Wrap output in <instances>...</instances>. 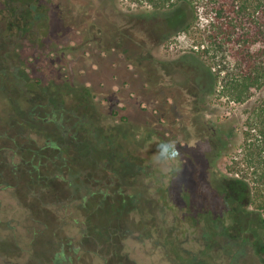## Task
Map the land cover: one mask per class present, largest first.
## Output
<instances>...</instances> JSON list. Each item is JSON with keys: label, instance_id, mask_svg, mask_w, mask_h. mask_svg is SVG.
Listing matches in <instances>:
<instances>
[{"label": "trees", "instance_id": "obj_1", "mask_svg": "<svg viewBox=\"0 0 264 264\" xmlns=\"http://www.w3.org/2000/svg\"><path fill=\"white\" fill-rule=\"evenodd\" d=\"M127 1L147 5L140 13L156 16L162 39L177 30L191 38L174 62L198 115L206 117L219 98L240 106L239 113L206 124L213 198L198 188L197 201L207 206L198 211L203 221L194 213L184 219L189 208L176 185L183 163L168 174L147 166L120 134L126 117L111 122L98 115L89 86L55 74L48 0H0V191L15 189L6 177L25 173L28 198L55 212L57 218L48 220L28 209L29 246L46 236L52 244L48 239L72 222L81 232L97 233L96 251L107 252L87 251L106 263L121 255L133 261L122 250L133 237L150 240L153 250L145 252L159 264H264V0ZM130 25L129 37L139 29L149 33ZM27 39L35 43L33 58L40 59L38 76L18 55ZM158 119L168 121L172 132L170 138L158 133L159 146L170 150L173 141L182 153L177 119L169 111H160ZM224 157H230L226 170L219 167ZM63 244L47 264L67 257Z\"/></svg>", "mask_w": 264, "mask_h": 264}, {"label": "rangeland", "instance_id": "obj_2", "mask_svg": "<svg viewBox=\"0 0 264 264\" xmlns=\"http://www.w3.org/2000/svg\"><path fill=\"white\" fill-rule=\"evenodd\" d=\"M48 4L49 61L55 67V74L68 84L89 86L96 96L98 115L110 117L111 122H116L115 119L119 122V118L125 116V133L121 130L120 134L126 138L125 144L132 154L143 159L147 166L158 173L168 174L173 167L183 163L176 185L181 200L189 208L184 219L194 213L203 221L198 211L204 210L206 205L197 201L198 188L208 191L213 198L208 180L210 141L206 124L217 115L239 113L240 106L225 103L223 98H219L215 99L206 117L196 113L194 97L188 87L180 85L174 62L180 52L191 47V38L177 30L162 39L161 31L153 24L156 16L148 18L140 13L141 7L147 5L127 0H48ZM147 20L151 25H146ZM130 24L136 25L137 29L148 30L150 34L139 29L129 37L126 32ZM34 51L35 43L30 39L18 46V55L26 62L28 72L31 76H38L35 64L40 59L33 58ZM113 110L117 115L112 114ZM160 111H169L170 116L179 122L175 130L177 137L184 141L182 153L173 141L170 150L159 146V132L172 136L171 124L159 122ZM161 151L165 156H159ZM173 151H176L175 157ZM229 163L230 157H224L219 167L226 170ZM6 179L15 185V189L0 191L3 199L0 200V264H47L50 254L58 250L62 242L66 258L71 256L72 259L65 258L56 264H122L121 261H126L123 264H149L153 261L159 264L157 256L145 252L153 250L150 240L139 241L133 237L125 239L122 247L133 261L121 255L106 263L87 251L99 252L100 256L107 252L104 249L100 250L101 253L96 251L99 250L95 240L97 233L81 232L72 222L57 232L54 239H48L52 244L46 242V236L29 246L30 238L24 231L31 225L26 220L28 211L48 220H55L57 216L51 207L42 205L37 198H28L29 179L25 173ZM213 212L220 213L214 207ZM248 232L253 230L248 229ZM76 246L79 251L74 253ZM33 256H36V261Z\"/></svg>", "mask_w": 264, "mask_h": 264}, {"label": "flooded vegetation", "instance_id": "obj_3", "mask_svg": "<svg viewBox=\"0 0 264 264\" xmlns=\"http://www.w3.org/2000/svg\"><path fill=\"white\" fill-rule=\"evenodd\" d=\"M214 210H219V208H217V209H214ZM220 212H222V210H219Z\"/></svg>", "mask_w": 264, "mask_h": 264}]
</instances>
